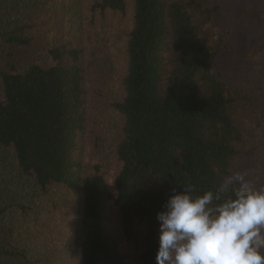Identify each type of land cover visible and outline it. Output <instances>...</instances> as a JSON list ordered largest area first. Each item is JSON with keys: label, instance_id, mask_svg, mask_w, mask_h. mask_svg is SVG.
I'll list each match as a JSON object with an SVG mask.
<instances>
[{"label": "trees", "instance_id": "16d2710c", "mask_svg": "<svg viewBox=\"0 0 264 264\" xmlns=\"http://www.w3.org/2000/svg\"><path fill=\"white\" fill-rule=\"evenodd\" d=\"M217 2L0 0V264H156L171 190L238 171L264 102L217 75Z\"/></svg>", "mask_w": 264, "mask_h": 264}, {"label": "clouds", "instance_id": "9594fccd", "mask_svg": "<svg viewBox=\"0 0 264 264\" xmlns=\"http://www.w3.org/2000/svg\"><path fill=\"white\" fill-rule=\"evenodd\" d=\"M180 188L156 216V264H264V186L236 171L215 191Z\"/></svg>", "mask_w": 264, "mask_h": 264}, {"label": "rangeland", "instance_id": "374dc122", "mask_svg": "<svg viewBox=\"0 0 264 264\" xmlns=\"http://www.w3.org/2000/svg\"><path fill=\"white\" fill-rule=\"evenodd\" d=\"M212 13L217 16L205 35L217 41L223 37L215 69L229 90L264 102V0H218ZM259 96V98H258ZM248 102V103H247ZM246 103V104H245ZM249 100L237 107L243 128V152L238 171L254 176L251 186H264V132L256 127ZM247 110H252L247 114Z\"/></svg>", "mask_w": 264, "mask_h": 264}]
</instances>
